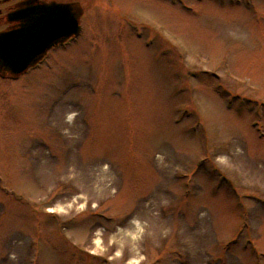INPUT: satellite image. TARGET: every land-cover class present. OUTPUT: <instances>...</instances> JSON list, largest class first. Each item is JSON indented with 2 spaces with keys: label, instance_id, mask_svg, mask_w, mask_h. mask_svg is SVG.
Returning <instances> with one entry per match:
<instances>
[{
  "label": "rangeland",
  "instance_id": "rangeland-1",
  "mask_svg": "<svg viewBox=\"0 0 264 264\" xmlns=\"http://www.w3.org/2000/svg\"><path fill=\"white\" fill-rule=\"evenodd\" d=\"M75 1L0 80V264H264V0Z\"/></svg>",
  "mask_w": 264,
  "mask_h": 264
},
{
  "label": "water",
  "instance_id": "water-1",
  "mask_svg": "<svg viewBox=\"0 0 264 264\" xmlns=\"http://www.w3.org/2000/svg\"><path fill=\"white\" fill-rule=\"evenodd\" d=\"M27 2V26L0 36V75L17 78L40 62L53 47L78 37L82 31L84 9L80 4H39ZM36 5V6H33Z\"/></svg>",
  "mask_w": 264,
  "mask_h": 264
},
{
  "label": "flooded vegetation",
  "instance_id": "flooded-vegetation-1",
  "mask_svg": "<svg viewBox=\"0 0 264 264\" xmlns=\"http://www.w3.org/2000/svg\"><path fill=\"white\" fill-rule=\"evenodd\" d=\"M31 0H0V36L5 33H10V32H17L21 31V29L27 26V23L25 24L24 21L26 20V13H23V11L27 10V2ZM36 5L39 4H46V5H53V4H80L79 2L75 0H37ZM33 5V6H36ZM3 45V42L0 44V59L5 58L4 50H1V47ZM60 47H63V45H58L54 48H52L50 51L47 52L45 57L38 63L36 66L31 68V70H35L40 68L46 61L47 57L49 54L54 51L59 49ZM5 53V52H4ZM28 71V72H29ZM24 73L20 75L17 78L13 77H2L0 75V80L3 81H17L20 80L22 77L27 75V73Z\"/></svg>",
  "mask_w": 264,
  "mask_h": 264
},
{
  "label": "clouds",
  "instance_id": "clouds-1",
  "mask_svg": "<svg viewBox=\"0 0 264 264\" xmlns=\"http://www.w3.org/2000/svg\"><path fill=\"white\" fill-rule=\"evenodd\" d=\"M76 115V113H71L68 115V121L71 122L74 118V116ZM65 131H68V129H65Z\"/></svg>",
  "mask_w": 264,
  "mask_h": 264
}]
</instances>
